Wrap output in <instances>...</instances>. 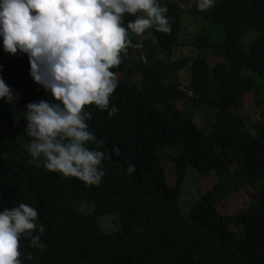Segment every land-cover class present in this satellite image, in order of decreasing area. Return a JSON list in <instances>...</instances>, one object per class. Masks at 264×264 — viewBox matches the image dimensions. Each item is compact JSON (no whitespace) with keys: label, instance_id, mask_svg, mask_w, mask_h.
I'll use <instances>...</instances> for the list:
<instances>
[{"label":"trees","instance_id":"1","mask_svg":"<svg viewBox=\"0 0 264 264\" xmlns=\"http://www.w3.org/2000/svg\"><path fill=\"white\" fill-rule=\"evenodd\" d=\"M160 3L171 32L129 30L122 63L110 69L118 81L110 106L118 112L109 118L85 106L99 142L89 147L105 153L98 185L48 171L43 157H31L25 106L52 97L33 82L26 54L0 46V78L18 97L0 99V212L30 205L44 227L42 249L20 237L21 264H264V0H217L204 12L195 0ZM188 13L205 29H223V38L196 37L189 54L175 57ZM134 19L125 14V25ZM250 33L258 37L244 46ZM249 102L261 117L253 127L244 113ZM202 108L213 114L200 126L189 111ZM165 161L174 164V188ZM188 167L208 183L184 218L177 201ZM229 181L235 191L218 200ZM107 216L113 231L101 223Z\"/></svg>","mask_w":264,"mask_h":264},{"label":"clouds","instance_id":"2","mask_svg":"<svg viewBox=\"0 0 264 264\" xmlns=\"http://www.w3.org/2000/svg\"><path fill=\"white\" fill-rule=\"evenodd\" d=\"M201 12L217 0H195ZM168 9L160 0H0V41L8 54L28 57L29 75L51 100L25 106L24 132L31 138L33 159L43 157L48 171L98 185L105 153L90 148L99 143L89 130L92 118L85 106L95 105L111 118L118 112L110 97L118 87L110 69L122 63L121 53L136 35L155 26L171 32ZM125 14L135 17L125 25ZM0 99H18L0 78ZM119 155V148L112 149ZM127 171L134 172L129 165ZM35 208L24 203L0 212V264H21L20 237L43 248V225ZM38 232L33 235V232ZM31 257H29L30 259Z\"/></svg>","mask_w":264,"mask_h":264},{"label":"rangeland","instance_id":"3","mask_svg":"<svg viewBox=\"0 0 264 264\" xmlns=\"http://www.w3.org/2000/svg\"><path fill=\"white\" fill-rule=\"evenodd\" d=\"M207 31H204V30ZM211 34L214 37H216L217 41H221L223 38V29L212 28L209 25H202V22L199 18L191 16L189 13L186 14V17L183 21V35H182V41H181V49H179V53L177 52L175 54V57H180L181 53H187L191 51V47H189L192 44H195L196 37ZM151 37V35H148ZM147 37V36H146ZM144 37V38H146ZM258 34L257 33H250L245 36V38L242 40V44L244 46H248L249 44L253 43L255 39H257ZM143 38V37H142ZM142 38L140 40H142ZM0 46H2V41H0ZM186 46V47H185ZM195 53L199 54L195 49H193ZM16 55H23L22 53H17ZM178 107L183 110V104L179 103ZM254 106L251 102L245 107L244 113L250 114L251 119L253 120L250 122L251 127H253V124L256 121H259L261 117L254 113L253 110ZM189 114L194 117V121L202 126L203 121L205 118H209L213 113L212 109L210 108H202L200 110L198 109H190ZM252 129V128H251ZM253 134L256 135V130L253 131ZM165 173H166V182L168 187L174 188L176 185V174H175V168L174 164L170 161H165L163 164ZM208 179L202 174H200L196 169L193 167H188L186 170V176L185 181L181 187L180 190V196L177 201V206L179 208V212L181 216L184 218H188L191 214L192 207L197 204V202L200 200L201 196L205 192V187L207 186ZM236 185V184H235ZM232 181H229L227 183V187L224 188V190L218 195V200H223L230 196L236 189L237 186H235ZM244 197L248 198L247 193H244ZM114 217L107 216L101 219V223L103 227L109 231H113L116 229V226L114 224Z\"/></svg>","mask_w":264,"mask_h":264},{"label":"built area","instance_id":"4","mask_svg":"<svg viewBox=\"0 0 264 264\" xmlns=\"http://www.w3.org/2000/svg\"><path fill=\"white\" fill-rule=\"evenodd\" d=\"M189 97L191 98V97H193V95L191 93H189Z\"/></svg>","mask_w":264,"mask_h":264}]
</instances>
